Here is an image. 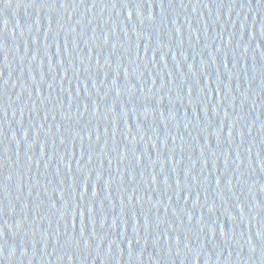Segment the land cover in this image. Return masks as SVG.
I'll return each instance as SVG.
<instances>
[{
  "label": "water",
  "instance_id": "1",
  "mask_svg": "<svg viewBox=\"0 0 264 264\" xmlns=\"http://www.w3.org/2000/svg\"><path fill=\"white\" fill-rule=\"evenodd\" d=\"M97 0H0V193Z\"/></svg>",
  "mask_w": 264,
  "mask_h": 264
}]
</instances>
